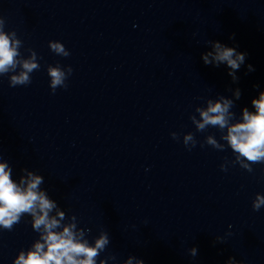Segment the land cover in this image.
Instances as JSON below:
<instances>
[{
  "label": "clouds",
  "instance_id": "obj_1",
  "mask_svg": "<svg viewBox=\"0 0 264 264\" xmlns=\"http://www.w3.org/2000/svg\"><path fill=\"white\" fill-rule=\"evenodd\" d=\"M3 21H0V25ZM215 55L208 53L204 56L205 64H209L208 56H212L213 60L219 63H225L227 66L236 70L245 60V53L236 52L233 47H224L219 42L214 43ZM51 49L57 55L68 57L69 51L60 43H52ZM18 53L3 31H0V74L7 73L9 70H15L18 63H22L24 71L19 75L11 77L10 86L28 85L31 83L29 73L38 69L39 65L32 60L17 61ZM249 71H254L252 65L248 66ZM72 67L69 66L68 74H72ZM235 80L234 71L228 73ZM49 75L51 77V88L53 94L57 87L67 88L64 83L66 75L59 67H50ZM239 93H237V98ZM256 112L249 113L244 109L243 123H236L229 126L230 118L229 108L231 101L224 100L212 103L209 101L206 110L197 109L202 117V122L196 123L198 131H203L207 126H218L220 129L227 128V135L222 137L230 145L231 150L237 153L236 161L241 167L252 171L253 164H264V92L260 94L258 100L252 101ZM173 139H177L175 133L172 134ZM192 141V147H188ZM184 146L190 151L196 146L193 135L189 134L184 137ZM207 143L214 147H219L216 141L209 136ZM30 179L27 181V187L21 188L10 178V172L6 164L0 163V229L11 231L21 218L28 214L33 218L32 228L39 232L43 229L41 239L43 243L36 242L34 250H30L25 254L20 252L14 264H96L98 250H102L109 242L108 236L102 234L95 242V247H90L87 241L82 242L83 233L77 234L74 231L75 226L70 225L63 228L62 232L54 231L60 225V220L50 217L49 213L56 208V203L50 200L45 193L37 191L38 186L43 183L42 177L32 175L29 172ZM24 180H21V184ZM261 205H264V198L258 197L253 205L254 211H259ZM60 219L64 218V212L57 211ZM79 237V238H78ZM195 254V250H193ZM131 264V260L128 261ZM137 264H143L138 261ZM228 264H235L233 258H230Z\"/></svg>",
  "mask_w": 264,
  "mask_h": 264
}]
</instances>
